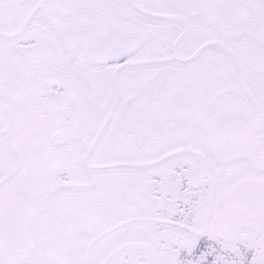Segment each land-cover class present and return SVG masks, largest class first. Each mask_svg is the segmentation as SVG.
I'll return each mask as SVG.
<instances>
[{
    "label": "snow or ice",
    "instance_id": "snow-or-ice-1",
    "mask_svg": "<svg viewBox=\"0 0 264 264\" xmlns=\"http://www.w3.org/2000/svg\"><path fill=\"white\" fill-rule=\"evenodd\" d=\"M0 264H264V0H0Z\"/></svg>",
    "mask_w": 264,
    "mask_h": 264
}]
</instances>
